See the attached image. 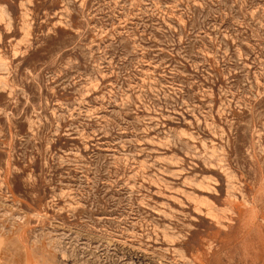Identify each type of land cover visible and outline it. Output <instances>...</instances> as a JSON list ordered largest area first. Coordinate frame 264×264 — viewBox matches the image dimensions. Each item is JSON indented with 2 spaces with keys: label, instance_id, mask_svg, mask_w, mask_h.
Instances as JSON below:
<instances>
[{
  "label": "rangeland",
  "instance_id": "374dc122",
  "mask_svg": "<svg viewBox=\"0 0 264 264\" xmlns=\"http://www.w3.org/2000/svg\"><path fill=\"white\" fill-rule=\"evenodd\" d=\"M0 264H264V0H0Z\"/></svg>",
  "mask_w": 264,
  "mask_h": 264
},
{
  "label": "bare ground",
  "instance_id": "6f19581e",
  "mask_svg": "<svg viewBox=\"0 0 264 264\" xmlns=\"http://www.w3.org/2000/svg\"><path fill=\"white\" fill-rule=\"evenodd\" d=\"M191 135V134H190ZM211 158V157H210Z\"/></svg>",
  "mask_w": 264,
  "mask_h": 264
}]
</instances>
